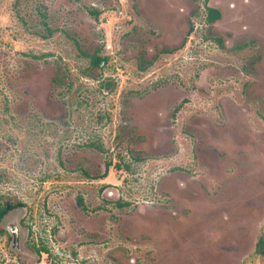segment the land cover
Returning a JSON list of instances; mask_svg holds the SVG:
<instances>
[{"label": "rangeland", "instance_id": "1", "mask_svg": "<svg viewBox=\"0 0 264 264\" xmlns=\"http://www.w3.org/2000/svg\"><path fill=\"white\" fill-rule=\"evenodd\" d=\"M6 203L0 264H264V0H0Z\"/></svg>", "mask_w": 264, "mask_h": 264}, {"label": "trees", "instance_id": "2", "mask_svg": "<svg viewBox=\"0 0 264 264\" xmlns=\"http://www.w3.org/2000/svg\"><path fill=\"white\" fill-rule=\"evenodd\" d=\"M207 11L208 12H206V22L208 24H212L217 19L220 18V13L216 9L209 7V8H207ZM92 13L94 16H96V18H98L100 15L99 11L93 10ZM217 42L219 43V45H222V40L220 38H219V40H217ZM88 57L90 58V69L101 67L102 63L106 62L108 59L107 57H103L102 55H100L99 52H96L93 55H89ZM106 174H107V172L105 173V176H106ZM79 204L83 205L81 198H79ZM16 206L17 205H12L9 203L0 205V224H1L4 216H6L10 212V210H12ZM37 250L40 251V249H37ZM42 250L47 251L46 248H42ZM256 254L264 256V240L262 238L257 243Z\"/></svg>", "mask_w": 264, "mask_h": 264}, {"label": "flooded vegetation", "instance_id": "3", "mask_svg": "<svg viewBox=\"0 0 264 264\" xmlns=\"http://www.w3.org/2000/svg\"><path fill=\"white\" fill-rule=\"evenodd\" d=\"M208 8H209V7H208ZM210 8H211V7H210ZM213 9H215V8H213ZM216 10L220 13V17H221V12H220L218 9H216ZM206 12H208V11H207V8H206ZM219 19H220V18H219ZM219 19H217V20H219ZM217 20H216V21H217ZM216 21H215V22H216ZM215 22H214V23H215ZM212 24H213V23H212Z\"/></svg>", "mask_w": 264, "mask_h": 264}]
</instances>
